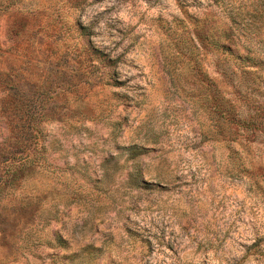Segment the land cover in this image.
I'll return each instance as SVG.
<instances>
[{
	"label": "rangeland",
	"instance_id": "1",
	"mask_svg": "<svg viewBox=\"0 0 264 264\" xmlns=\"http://www.w3.org/2000/svg\"><path fill=\"white\" fill-rule=\"evenodd\" d=\"M263 6L0 0V264H264Z\"/></svg>",
	"mask_w": 264,
	"mask_h": 264
},
{
	"label": "trees",
	"instance_id": "2",
	"mask_svg": "<svg viewBox=\"0 0 264 264\" xmlns=\"http://www.w3.org/2000/svg\"><path fill=\"white\" fill-rule=\"evenodd\" d=\"M262 12L263 15H260V20L264 19V6L263 9L260 11ZM233 24H236L233 20H231ZM244 28L241 30L242 32L240 33L241 35H235L233 36V33L230 28H226L223 31L218 32L217 34H214L212 36V47L220 51L221 53H225L226 55L222 57L220 63H217V67H220L221 70V75L223 77H226V79H229L232 81V77L235 76L236 73L233 72L232 67H235V70L239 71L241 74L244 75H250L254 73V71H250L249 69L255 68V65H259L261 67H264V63L260 60H255L250 56V49L248 48H239L236 44L238 41L239 36L243 38V40H246L244 34H248L253 40L257 43L262 44L264 41L261 40V37L259 35V28H255L251 26L250 24L245 23ZM247 27L249 28H255V31L248 32L246 31ZM238 36V38L236 37ZM204 40H206V36H202ZM250 38L248 42H250ZM245 50V51H243ZM248 63H252V65H246ZM248 68V69H247ZM256 78L261 79V75H258ZM134 182V181H133ZM138 183L135 179V182L133 185Z\"/></svg>",
	"mask_w": 264,
	"mask_h": 264
}]
</instances>
